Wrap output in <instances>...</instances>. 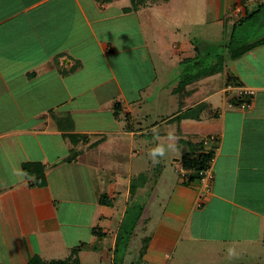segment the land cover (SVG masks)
<instances>
[{"label":"crops","instance_id":"crops-1","mask_svg":"<svg viewBox=\"0 0 264 264\" xmlns=\"http://www.w3.org/2000/svg\"><path fill=\"white\" fill-rule=\"evenodd\" d=\"M191 1L200 5L205 16L208 12L212 15L217 4L222 5L221 0L186 3ZM248 1H231L232 6H245L238 19L245 16L247 7H254ZM172 2L0 0V264H27L34 256L45 263L59 261L62 259L54 260L49 253L51 249L59 247V253L70 255L74 244H79L80 255L89 250L86 246L83 249L85 243L80 246L82 228L90 232L91 242L95 237L92 230L98 229L103 218L99 233L107 238L113 224L112 201L119 192L109 186L104 194L109 205H101L97 199L101 185L117 182L115 176L121 169L115 167L125 160L133 162L143 155L142 150L149 152L160 146L165 153L167 145H178L176 151L188 145L195 155L216 147L211 193L197 207L200 187L195 194L189 189V173L181 163L185 154L170 152L169 159L162 156L161 173L149 198L151 193L154 199L159 196V187L164 184L172 187L178 198L174 203L170 198L171 203L163 205L168 212L163 215L168 217L162 216L160 228L165 225L168 234H159L162 240L159 244L151 242L139 261L167 264L170 252L178 243H185L179 233L189 216L199 220L200 232L192 239L198 246H209L210 252H204L212 258L208 264L258 261L256 249L264 246V84L251 83L247 88L253 95H241L240 88H247L241 87L234 63L246 53L229 60L219 73L222 82L214 90H203L202 85L211 83L218 73L199 74L200 78L196 75L192 82L183 84L188 69L202 71L196 48L191 49L189 40L176 41L165 24L146 29L154 13L171 18ZM182 10L188 11V4ZM146 30L153 33L149 35ZM191 59L195 63L188 65ZM155 83L159 91L164 83L170 84L166 94L174 97V103L161 105L175 111L157 114V122L150 125L132 106L143 104L145 87ZM181 83L189 86V91L181 94ZM117 101L120 113L115 116ZM205 109L211 119L204 118ZM194 111L202 114L198 117ZM121 122L125 125L120 126ZM192 126L197 127V133L180 135V127L189 130ZM114 136L122 140L108 143ZM205 140H209L206 146ZM128 142L132 151L122 160ZM135 145L138 149L134 151ZM71 149L77 151L75 160L61 163ZM26 163L44 167V186H29L33 178L26 179L21 170ZM143 171L140 167L135 173L131 167L125 170L129 174L128 179L123 177L127 180L125 211L133 197L131 178ZM174 175L183 179L184 185H178L177 177L174 182ZM143 188H138V194ZM79 213L87 218L72 222L73 215ZM51 222L56 229L42 227ZM65 227L71 230L70 235L65 241L58 240L60 229ZM241 245L245 248L238 249ZM78 258L83 264L82 254Z\"/></svg>","mask_w":264,"mask_h":264},{"label":"rangeland","instance_id":"rangeland-1","mask_svg":"<svg viewBox=\"0 0 264 264\" xmlns=\"http://www.w3.org/2000/svg\"><path fill=\"white\" fill-rule=\"evenodd\" d=\"M221 1H222V5L219 6V4H217L216 9L214 11L212 10V15H210V13L208 12V15L205 16L203 14V11H201L199 7L200 5L197 4L195 1L186 3V0H173L172 4H174L175 7L173 8L174 12L170 14L171 18L168 20L167 15H161L159 13V15L156 16L154 13L153 20H151L150 23L146 25V29H148L150 25L153 27L152 24H154V26L156 23L157 24L161 23L162 25L165 24L168 27V30L171 31L172 36L175 38L176 41L182 42L185 40H189L192 45L191 49L194 51V48H196L197 59L201 60L202 61L201 63L205 65L204 67L201 68L202 71H199L200 69L199 68L198 70L188 69L187 70L188 73L187 71L184 72L183 84H187L188 81L192 82V78H194L196 75L199 77V74H208L209 72H211V70H216L218 74L214 76L213 78L214 80H212V82L209 84L205 83L202 85L203 90L204 89L214 90L216 85L222 82L219 73L223 72V69H226L228 62L231 59V54L238 53L240 50L252 44L256 47L248 51V53H246L242 58L237 60L234 63V66L240 75V80L242 84L241 87L243 88L251 87V83L254 82L255 83L259 82L264 84V44L263 45L259 44L261 41H264V11L261 10L259 12H256L246 20H244V17H240L238 19L237 18L238 15L242 16L241 14L244 13L243 10L245 6H238L236 4L232 6L233 4L231 1L233 0H221ZM257 1L258 0L248 1V4H254V7L252 9H250L251 7L246 8L248 14H251L253 11H256L257 9L256 7L259 5V4L257 5L258 3ZM259 1L260 3H264V0H259ZM187 4H188V11H183L182 8H184L185 5ZM214 8L215 7H212V9ZM224 19H225L224 26L222 27V23ZM240 20H243L242 23ZM233 24L235 25V27L232 26ZM146 31L148 32V30ZM148 33L149 35H151V33L153 32H148ZM192 62L195 63V59L194 60L191 59V62L188 63V65L192 64ZM142 76L146 77L145 74H142ZM208 79H210V77ZM129 80L131 82L132 78H130ZM164 84L165 87L163 88V90L160 89V91L157 83L151 85L149 88L145 87L147 89V90L145 89L146 94L142 95L143 93H141L142 95L141 98H143V104L137 103L132 106V109L134 107L133 111L138 115V117L140 116L139 117L140 119L143 118L150 125H153L157 122V114L161 115L162 112H164V114L168 115L169 113H171V111L172 112L175 111V109H170V108L168 110L167 108L163 109L164 107L161 105V103H163L165 106H167L166 103H170V104L174 103L173 102L174 97L170 98L166 94V91L170 84L169 83H164ZM183 84L181 83V88L183 87L182 90H180L181 94H183L184 90L189 91V86L187 87L184 86ZM232 94H235V92H232ZM145 101L148 103V105H145ZM118 103L120 102L117 101L116 104ZM215 103H218V100H215ZM182 106L183 105H180L179 107L181 108ZM177 111H179V109H176V112ZM189 113L187 112L185 114L188 115ZM203 113L205 115L204 118L208 116V118L211 119L209 117L210 111L208 109L207 110L205 109ZM136 114L133 113L135 117H137ZM196 114L199 117L202 114V112L197 111ZM137 122H142V120H137ZM119 125L124 126L125 123L121 122L119 123ZM146 127H150V126L148 125ZM185 128H186L185 130H187L189 127H185ZM196 129L197 127L194 128L192 126L191 129L185 131L183 127L182 128L180 127V135H184L188 133L195 134L197 133ZM149 131H150L149 135H151V129ZM119 139H120L119 137L114 136L109 139L110 141L108 143H119L122 140ZM205 141L209 143V140H205ZM187 146L185 147L182 146L179 150L176 151L174 149L178 147V145L177 146L172 145L169 147L167 145L165 153H163V155L160 156H158L159 154L153 156L150 154V152L152 153V151L148 152L142 150L143 155H141L139 159L137 160L134 159L133 162L132 161L130 162L129 160H125L124 163H121L119 167H115L117 171H120L119 168L121 169V173H119L120 175L117 174L115 176L117 182L114 183L113 181L115 180H112L111 183L105 181V183L101 185L100 193L97 195V199H100V196L105 194L109 186H111V189L115 190V192H119L116 193L115 195V197L117 198L114 201H112L113 208L111 210V215L113 217V224L111 225L112 226L111 233H113V235L109 233V236H107V238L101 235L100 237L103 236L104 239L103 238L99 239L100 237L95 236L90 242L89 238H92L90 232L85 228H82L81 230L82 235L81 236L78 235L80 236V240H81L80 246H83L85 243L87 245H84L83 249H85V246L89 247V250L92 249L91 251L83 250V252L80 253V255L78 253V257H81V254L82 257H84L83 264H151L148 262H141L139 261V259L143 254L146 253L151 242H153L154 244L155 243L159 244L158 240H162L161 235L159 234H168L167 227H165V225L163 228H160L162 216L168 217L167 215H163V213L165 214L168 213L167 209L166 210L163 209V205L166 206L167 203H171L170 198H172L171 201L172 203H174L178 197H177V193L174 192V189H172V187L166 186L165 184L159 187L160 195L157 196L155 199L153 197V193H151V198H149V194L151 192L152 186L157 183V179L159 177V174L161 173V172L159 173L160 170L159 166L160 167L162 166L161 157L165 156L169 159L168 155L170 154V152H173V154L177 156H181L185 154L191 157L194 154L193 151L194 149L192 148V150H190L187 148ZM127 147H128L127 150L122 151V157H121L122 160H124L123 155L125 156V158H127L130 152L132 151L130 150L131 145L129 144V142ZM137 149L138 147L137 145H135L133 150L135 151ZM151 161H152V166L150 167ZM129 167L132 168L133 171L132 173H135V171H137L139 167L144 169L145 171L141 172L143 174L139 173L138 175H136V177L132 176L131 178L132 185L136 186V189L134 190V193L132 195L133 197L128 199L127 209L125 211L124 203L127 200L124 197V191H125L124 188L127 185V180H125L123 177L128 179L129 174L125 173V170L126 169L129 170ZM176 177L177 176L175 175L173 176L174 182H176ZM177 180H178V185L180 186L184 185L183 179L177 177ZM141 186H144V188L141 189L138 194V188ZM198 186L199 183L196 180L195 182L191 183L189 189L191 188L193 194H195V192L198 190ZM96 190H98L97 187ZM88 194L90 195L91 193ZM135 194H137L138 197L135 196ZM161 197L163 198L162 204L160 202ZM199 201L197 202V204L199 203ZM84 216L85 218H87V215H82L81 213L74 214L71 221L72 222L80 221L82 218H84ZM169 219L171 218L169 217ZM104 222L105 219L104 218L101 219L98 227L99 231L104 227ZM166 222L163 223L166 224ZM198 224H199V220L197 218L194 219L193 217L190 216L188 217V221L184 227V230L182 231V233L180 232L181 234L179 233L180 237L184 238L183 240L185 241L183 242L185 243H181V244L178 243L176 245L175 249L170 252V261L167 264H208L209 262L212 263V258L209 257L206 253H204L206 252V250L210 252L209 246L208 247L205 245L198 246L196 245L195 242H193L194 240L192 238L195 235H198L200 232ZM42 227L48 230L56 229L52 222L51 224ZM39 228H41V225L39 226ZM70 233L71 230H69L68 227H65L64 230L60 229L59 231L60 236L59 234H56L55 236L57 238L58 235L59 236L57 238L58 240H61L62 238L63 241H65L66 235H70ZM171 234L173 237L174 236L173 230H171ZM49 243L51 244L52 241L50 240ZM113 243L115 244L112 245ZM77 245L79 244H74L76 248ZM212 248H213L212 251L213 253L215 252V247L212 246ZM240 248H245V246L241 245L238 247V249ZM258 248L259 249H256V251L259 250L258 255L256 256V259L258 261H256L255 264H264V246L262 247L258 246ZM51 250L52 251H50L49 253H53V255L55 256L54 260H59V259L65 260L69 258V255H66L65 251L62 254L59 253L60 252L59 247ZM124 255L126 256V259ZM215 255L216 254L214 253L213 255L214 259H215ZM220 262L222 263H218V264H225L223 260ZM247 262L245 261V263ZM248 264H252V263H248Z\"/></svg>","mask_w":264,"mask_h":264},{"label":"trees","instance_id":"trees-1","mask_svg":"<svg viewBox=\"0 0 264 264\" xmlns=\"http://www.w3.org/2000/svg\"><path fill=\"white\" fill-rule=\"evenodd\" d=\"M256 8H257L256 11H253L251 14H248L247 12H245L244 20L250 18L256 12H259L261 10L264 11V3L259 4ZM240 21L242 23L243 20H240ZM233 27H235V25H233ZM259 44L263 45L264 41H261ZM255 47L256 46L252 44L240 50L238 53L231 54V60H236L237 58H240L245 53H247L248 51H250L251 49ZM201 65H202L201 67H204L205 64L203 65V63H201ZM209 73L213 74V73H217V71L211 70V72ZM227 82H230V79H228ZM113 113L115 116H118L119 105L116 104L114 106ZM203 144L205 146L208 145V143L205 144L204 142ZM214 148L216 147H213V149H210L205 152L201 151L197 153L196 155L193 154L191 157L187 155L182 157L181 159L182 168L183 170H185L187 174L189 173V175L187 176L188 183L195 182L196 180L198 181L197 173L209 167V163L213 161L214 150H215ZM76 152L77 151H75L74 149H71L69 156L66 159L62 160L61 163H72L75 160ZM21 170L26 179L33 178L32 179L33 182L29 184V186L41 187L45 185V175H44L43 166L26 163L21 166ZM135 189L136 187L131 184L130 192L134 193ZM99 203L101 205H109V201L107 200L105 195L100 196ZM92 234L98 237L102 235L101 233H99L98 229L92 230ZM78 253H79L78 248H73L71 249L69 258L65 260H59V261H51L49 263H45L37 256H34L29 260L27 264H80Z\"/></svg>","mask_w":264,"mask_h":264},{"label":"built area","instance_id":"built-area-1","mask_svg":"<svg viewBox=\"0 0 264 264\" xmlns=\"http://www.w3.org/2000/svg\"><path fill=\"white\" fill-rule=\"evenodd\" d=\"M240 92L242 96L249 97L253 95V92L249 89H242L240 88ZM205 144L207 141L204 142ZM198 176V183L200 187V193H199V203L197 204L198 207L203 205V202L207 199V197L211 193V187L213 183V171H212V162L209 163V167L205 170H202L197 173Z\"/></svg>","mask_w":264,"mask_h":264},{"label":"clouds","instance_id":"clouds-1","mask_svg":"<svg viewBox=\"0 0 264 264\" xmlns=\"http://www.w3.org/2000/svg\"><path fill=\"white\" fill-rule=\"evenodd\" d=\"M163 152H164V148L162 146H160V147H157L156 149H154L151 154L153 156H155L156 154L163 155ZM230 252H231V250H230Z\"/></svg>","mask_w":264,"mask_h":264}]
</instances>
